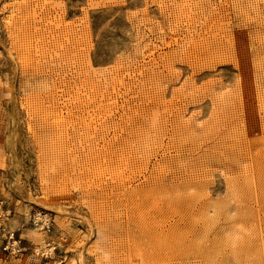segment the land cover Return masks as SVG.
<instances>
[{"label":"rangeland","instance_id":"obj_1","mask_svg":"<svg viewBox=\"0 0 264 264\" xmlns=\"http://www.w3.org/2000/svg\"><path fill=\"white\" fill-rule=\"evenodd\" d=\"M0 200V264H264V0H0Z\"/></svg>","mask_w":264,"mask_h":264},{"label":"built area","instance_id":"obj_2","mask_svg":"<svg viewBox=\"0 0 264 264\" xmlns=\"http://www.w3.org/2000/svg\"><path fill=\"white\" fill-rule=\"evenodd\" d=\"M7 213L4 211L3 202L0 200V257L5 259L16 258L20 255H24L28 251V247L25 244V240L21 237L17 230L11 228L7 221ZM38 217V218H37ZM39 218L38 215L33 217L32 225L40 227L46 235H51L52 226L49 221ZM60 241V243L58 242ZM49 239L44 243L43 248L37 252H33L35 256L41 259H46L50 254H54L60 247L61 241L64 239Z\"/></svg>","mask_w":264,"mask_h":264},{"label":"bare ground","instance_id":"obj_3","mask_svg":"<svg viewBox=\"0 0 264 264\" xmlns=\"http://www.w3.org/2000/svg\"><path fill=\"white\" fill-rule=\"evenodd\" d=\"M98 151V150H97ZM100 153V152H99Z\"/></svg>","mask_w":264,"mask_h":264}]
</instances>
